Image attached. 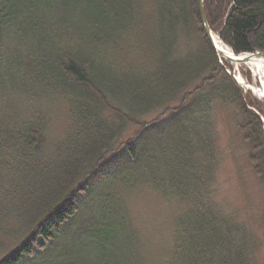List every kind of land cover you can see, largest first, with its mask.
<instances>
[{
    "label": "trees",
    "instance_id": "16d2710c",
    "mask_svg": "<svg viewBox=\"0 0 264 264\" xmlns=\"http://www.w3.org/2000/svg\"><path fill=\"white\" fill-rule=\"evenodd\" d=\"M204 4L236 54L264 51V0ZM60 98L69 124L49 140ZM217 104L235 107L264 191L262 123L196 0H0V264H149L134 187L187 205L168 264H256L257 240L213 197Z\"/></svg>",
    "mask_w": 264,
    "mask_h": 264
},
{
    "label": "rangeland",
    "instance_id": "374dc122",
    "mask_svg": "<svg viewBox=\"0 0 264 264\" xmlns=\"http://www.w3.org/2000/svg\"><path fill=\"white\" fill-rule=\"evenodd\" d=\"M218 58L225 69L231 71L233 77L237 71L235 64ZM239 71L246 80L253 82L252 73L246 66L241 65ZM233 79L240 88L246 107L260 120L264 131L262 101L246 92L234 77ZM50 105L53 113L49 123V140L63 136L70 118L69 106L61 98L50 102ZM239 120L233 105H216L215 129L221 156L213 197L227 214H235L237 219L245 222L258 242L256 264H264V225L260 224L264 191L248 159L249 150L240 136ZM133 131L135 128L129 135H132ZM124 199L130 211L127 217L130 216L131 224L140 231L149 264H168L173 249L175 219L186 209V203L167 199L149 187H134ZM3 255L4 253L0 257Z\"/></svg>",
    "mask_w": 264,
    "mask_h": 264
},
{
    "label": "bare ground",
    "instance_id": "6f19581e",
    "mask_svg": "<svg viewBox=\"0 0 264 264\" xmlns=\"http://www.w3.org/2000/svg\"><path fill=\"white\" fill-rule=\"evenodd\" d=\"M214 42L219 51V54L224 57L225 60L227 56L231 54V49L229 46L220 38L219 34L214 32L213 35ZM243 61L239 63L233 62L235 64L236 70L235 75L238 82L245 88L246 92L253 94L258 100L264 101V59L257 56H243ZM246 66L252 73L253 82L246 80V78L239 71L240 66ZM264 119V114H262Z\"/></svg>",
    "mask_w": 264,
    "mask_h": 264
},
{
    "label": "water",
    "instance_id": "95a60500",
    "mask_svg": "<svg viewBox=\"0 0 264 264\" xmlns=\"http://www.w3.org/2000/svg\"><path fill=\"white\" fill-rule=\"evenodd\" d=\"M197 1V8H198V13L201 19L202 27L204 30V33L206 37L209 39L211 42L212 46L215 48L217 54L219 55V51L216 47V44L213 39L214 32L210 27V24L208 22L206 12H205V6H204V0H196ZM243 56H257L259 58L264 59V51H257L256 53H248V54H242V55H236L233 51H231V54L227 56V59L232 60L235 63L242 62ZM263 107H264V101H263Z\"/></svg>",
    "mask_w": 264,
    "mask_h": 264
}]
</instances>
